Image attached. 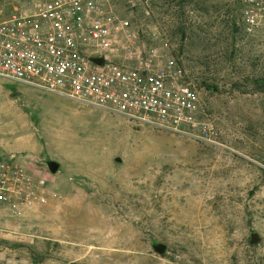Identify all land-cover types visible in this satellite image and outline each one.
Returning a JSON list of instances; mask_svg holds the SVG:
<instances>
[{
  "label": "rangeland",
  "instance_id": "374dc122",
  "mask_svg": "<svg viewBox=\"0 0 264 264\" xmlns=\"http://www.w3.org/2000/svg\"><path fill=\"white\" fill-rule=\"evenodd\" d=\"M111 3L133 47L194 89L211 140L0 78V159L60 195L21 218L0 210V264H264V40L242 0Z\"/></svg>",
  "mask_w": 264,
  "mask_h": 264
},
{
  "label": "built area",
  "instance_id": "2783aa9c",
  "mask_svg": "<svg viewBox=\"0 0 264 264\" xmlns=\"http://www.w3.org/2000/svg\"><path fill=\"white\" fill-rule=\"evenodd\" d=\"M111 1L40 0L32 9L0 11V78L210 141L194 89L172 61L161 66L133 47L130 21ZM242 2L245 30L264 40V0ZM13 159H0V210L21 218L60 199L45 178Z\"/></svg>",
  "mask_w": 264,
  "mask_h": 264
},
{
  "label": "water",
  "instance_id": "95a60500",
  "mask_svg": "<svg viewBox=\"0 0 264 264\" xmlns=\"http://www.w3.org/2000/svg\"><path fill=\"white\" fill-rule=\"evenodd\" d=\"M95 61H97L98 63L100 62V60H98V59L95 60ZM20 95H21V93L18 92V91L13 92V93L11 94L12 97H17V96H20ZM117 162H120V159H117ZM58 168H59L58 164H56V163H54V162H50V163H48V169H49V171H50L52 174L56 173V172L58 171ZM258 240H259V237H258L257 234H252V235H251V239H250V243H251V244H254V243L258 242ZM164 248H165L164 245H159V246L154 247V250H155L157 253L161 254V253H163Z\"/></svg>",
  "mask_w": 264,
  "mask_h": 264
},
{
  "label": "trees",
  "instance_id": "16d2710c",
  "mask_svg": "<svg viewBox=\"0 0 264 264\" xmlns=\"http://www.w3.org/2000/svg\"><path fill=\"white\" fill-rule=\"evenodd\" d=\"M213 85V87L215 88V89H217L218 87L215 85V84H212ZM245 86V85H244Z\"/></svg>",
  "mask_w": 264,
  "mask_h": 264
}]
</instances>
